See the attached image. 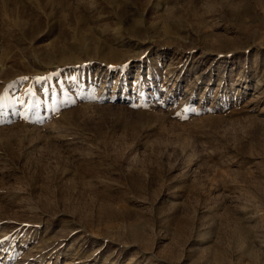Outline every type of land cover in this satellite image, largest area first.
Listing matches in <instances>:
<instances>
[{
    "label": "rangeland",
    "instance_id": "rangeland-1",
    "mask_svg": "<svg viewBox=\"0 0 264 264\" xmlns=\"http://www.w3.org/2000/svg\"><path fill=\"white\" fill-rule=\"evenodd\" d=\"M0 264H264V0H0Z\"/></svg>",
    "mask_w": 264,
    "mask_h": 264
}]
</instances>
